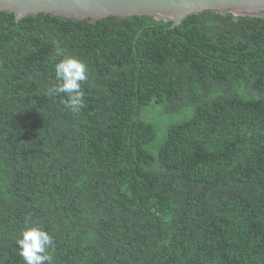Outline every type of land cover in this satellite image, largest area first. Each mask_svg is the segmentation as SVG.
Segmentation results:
<instances>
[{
	"label": "trees",
	"instance_id": "obj_1",
	"mask_svg": "<svg viewBox=\"0 0 264 264\" xmlns=\"http://www.w3.org/2000/svg\"><path fill=\"white\" fill-rule=\"evenodd\" d=\"M170 25L0 11V264L33 224L53 264H264V18Z\"/></svg>",
	"mask_w": 264,
	"mask_h": 264
},
{
	"label": "water",
	"instance_id": "obj_2",
	"mask_svg": "<svg viewBox=\"0 0 264 264\" xmlns=\"http://www.w3.org/2000/svg\"><path fill=\"white\" fill-rule=\"evenodd\" d=\"M204 10L264 18V0H0V11L13 13L16 21L39 13L88 22L149 15L171 22L170 29Z\"/></svg>",
	"mask_w": 264,
	"mask_h": 264
},
{
	"label": "clouds",
	"instance_id": "obj_3",
	"mask_svg": "<svg viewBox=\"0 0 264 264\" xmlns=\"http://www.w3.org/2000/svg\"><path fill=\"white\" fill-rule=\"evenodd\" d=\"M57 83L49 95L66 96L65 107L78 113L84 107L85 93L82 85L88 80V67L81 59L64 55L54 63ZM18 253L24 264H53L50 249L54 247L53 237L39 224L24 228L16 240Z\"/></svg>",
	"mask_w": 264,
	"mask_h": 264
}]
</instances>
